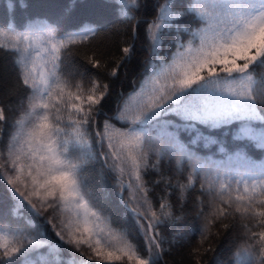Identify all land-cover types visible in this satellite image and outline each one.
<instances>
[{
    "label": "snow or ice",
    "instance_id": "snow-or-ice-1",
    "mask_svg": "<svg viewBox=\"0 0 264 264\" xmlns=\"http://www.w3.org/2000/svg\"><path fill=\"white\" fill-rule=\"evenodd\" d=\"M114 2L123 6L119 11L126 20L133 19L128 6L139 9L138 0ZM177 2L155 0V16L145 21L152 59L139 86L134 83L127 96L121 93L116 114L104 121L103 131L97 130L95 138L90 128L95 126L97 106L107 96L108 85L101 91L94 79L85 94L82 83L73 85L66 77L62 53L70 45L88 41L97 29L89 27L67 36L50 26L0 29V37H8L0 48L16 55L18 79L28 90L29 101L23 117L16 121L17 131L7 144L6 156L0 150V183L7 181L0 193V264H115L125 258L128 264H155L159 253L154 249L160 248L156 229L161 216L171 215L166 211L171 205L161 203L159 212L152 209L143 174L150 167L157 169L165 156L175 158L178 170L185 161L191 164L188 188L194 187L199 175L209 195L223 199L225 190L229 191L224 204L231 205L233 199L247 201L244 212H250L257 195L264 204V160L248 154L249 148L264 151V75L256 71L264 68V0H180L179 8ZM185 16H191L196 26L179 23ZM165 35L172 36L170 51L161 55ZM133 48H123L125 57ZM90 62L94 68L99 66L98 61ZM5 119L0 108V122ZM201 128L230 134L233 150L229 152ZM105 144L107 152L100 151L99 157L115 175L121 202L125 188L133 193V201L137 192L142 194L128 211L144 234L147 257L85 178L86 165L97 160V150ZM214 145L229 160L242 161L244 168L232 172L212 168L197 149ZM231 192L236 195L232 197ZM5 195L12 202L7 210ZM25 208L36 215L50 212L48 222L53 229L59 213L62 227L56 236L76 251L82 246L89 249L87 258L68 251L65 259L62 244L54 243L45 231L33 234L30 224L19 222ZM236 211H241L239 204ZM219 215H227V210L220 209ZM258 215L264 224V210ZM259 240L264 242V231ZM242 256L246 264H257L251 246L236 253L237 264ZM260 260L264 262V255Z\"/></svg>",
    "mask_w": 264,
    "mask_h": 264
},
{
    "label": "trees",
    "instance_id": "trees-1",
    "mask_svg": "<svg viewBox=\"0 0 264 264\" xmlns=\"http://www.w3.org/2000/svg\"><path fill=\"white\" fill-rule=\"evenodd\" d=\"M184 2L186 3V0ZM21 3L25 7H21ZM138 3V10L133 6L127 7L128 14L133 19L126 20L119 11L123 6L114 0H0V29L5 32L9 27L24 31L30 26H50L67 36L89 27L97 29L95 34H89L88 41L70 45L62 53L64 70L73 75L79 74L88 80L99 81L101 91L103 85H108L107 96L97 106L99 115L94 117L95 126L90 128L94 138L97 130L103 131L104 121L116 114L118 101L123 99L121 93L127 96L134 83L139 86L148 67L147 62L152 59L150 42L145 38V21L150 22L155 16V0H138ZM179 3L180 0L177 2V8ZM13 4L14 9L11 7ZM179 23L196 26L191 16H185ZM171 39L172 36L165 35L161 55L169 53ZM183 39L187 40V35H184ZM7 40V36L0 37V43ZM129 45H134V48L125 57L123 48ZM16 59L12 51L0 48V108L6 117L5 121L0 122V150H3L8 135L7 111L28 97V90L18 79ZM90 60L98 61L99 66L92 67ZM114 69L115 76L112 75ZM256 71L264 75V68H258ZM117 126L120 125L117 123ZM201 131L215 136L227 146L229 152L233 150L231 135L225 136L224 130L210 132L207 128H201ZM183 139L187 140L188 136L184 135ZM100 151L107 152V145L105 144L102 150H97L96 161L86 165L85 178L92 190L103 199L111 216L120 226L127 229L130 240L139 247L140 254L147 257L148 246L144 234L136 218L128 211V208L135 206L142 194L137 192V201H133V193L125 188L123 203L121 202L115 175L104 167L105 162L99 157ZM197 151L217 170L232 172L244 168L242 161L235 158L229 160L224 154L218 153L215 145L207 149L200 147ZM248 154L253 159L264 160V151L249 148ZM155 162L156 157L152 156V163ZM191 174L192 167L188 161L184 162L182 170H178L175 158L170 160L167 156L159 162L157 169L150 167L143 174L144 184L149 189L148 198L152 202V209L159 212L161 203L171 205L170 209H166L171 215L161 216V223L156 229L159 233L157 241L160 248L154 249L159 253L155 264H237L236 253L250 246L255 251L257 264H264L260 260L264 255V242L259 240V233L264 231V224L260 223L261 218L258 215L259 211L264 210V204L260 203L262 197L257 195L252 210L244 212L247 201L241 203L233 199L231 205L224 204L223 199H229V191L225 190L223 199L215 194L209 195L208 185L199 175L195 177L194 187L188 188V178ZM124 179L129 183L128 175H125ZM131 183L134 187L136 181L132 180ZM6 185V180L0 183V193L4 192ZM181 185L185 186L183 193ZM235 195V192H231L232 197ZM5 201L4 206H10L12 203L7 200L6 195ZM238 204L241 207L240 212L236 211ZM222 208L227 210V215H219ZM21 214L28 225L45 231L49 238L57 243L55 231L43 216L26 209H22ZM240 264H246V257H241Z\"/></svg>",
    "mask_w": 264,
    "mask_h": 264
},
{
    "label": "rangeland",
    "instance_id": "rangeland-1",
    "mask_svg": "<svg viewBox=\"0 0 264 264\" xmlns=\"http://www.w3.org/2000/svg\"><path fill=\"white\" fill-rule=\"evenodd\" d=\"M64 73L66 75V77L70 78L71 79V82L73 85H75L76 83H82V86H83V89H84V92L85 94H87L88 92V89L91 88L92 86V81L93 80H88L84 77H82L81 75L77 74V75H73L71 73H69V71L67 70H64ZM101 90V89H100ZM73 91H75V89L73 88ZM96 96L98 97L99 96V92L96 93ZM28 97L27 98H23L22 100H20L17 105L9 108V110L7 111V121H8V135L6 137V143L5 145L3 146V151L5 152V156H6V149H7V144L10 140V138L15 135L16 131H17V125H16V121L21 119L25 113V111L27 110V107H28ZM85 107H87V105H85ZM2 162V161H1ZM123 180H124V183L125 184H128V181L126 179H124L123 177ZM7 182V181H6ZM35 199V198H34ZM9 207V205H5L4 206V209L7 210ZM26 210H29L27 208H25ZM57 215V219L54 221V223H56L57 227L55 229H53V226H52V223H49V219L51 218V213H45L44 215H41L45 218V220L49 223V226L55 231V234H56V231H59L62 227V224L60 223V215L59 213L56 214ZM21 216L23 217V220L19 221L20 223L22 224H25V225H28L26 223V220L24 219V216L23 214H21ZM16 222V221H14ZM31 230L33 231V234L36 232V231H41L40 229L38 228H32L31 227ZM58 241H57V244H62L63 247L66 249V251L64 252V255L65 256V259L68 258V255H67V252L68 251H73V252H76V255L79 257L83 254L84 258H87V256L90 254V250L87 249L86 247H83L82 246V249L81 251H76L75 247L72 246V245H64L62 241H60L59 237L56 236ZM115 264H128L127 262V259L125 258L123 262H115ZM134 264V262H133Z\"/></svg>",
    "mask_w": 264,
    "mask_h": 264
}]
</instances>
